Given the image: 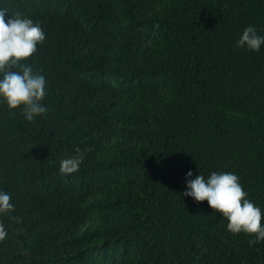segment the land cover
<instances>
[{
  "label": "trees",
  "instance_id": "trees-1",
  "mask_svg": "<svg viewBox=\"0 0 264 264\" xmlns=\"http://www.w3.org/2000/svg\"><path fill=\"white\" fill-rule=\"evenodd\" d=\"M38 23L33 121L0 102V264H264V240L183 196L230 172L264 213V0H0ZM85 159L61 175L62 159ZM90 149V151H85ZM13 217L16 220H13ZM264 225V220H262Z\"/></svg>",
  "mask_w": 264,
  "mask_h": 264
},
{
  "label": "clouds",
  "instance_id": "clouds-1",
  "mask_svg": "<svg viewBox=\"0 0 264 264\" xmlns=\"http://www.w3.org/2000/svg\"><path fill=\"white\" fill-rule=\"evenodd\" d=\"M6 14L7 9H0V102L9 110L21 109L25 120L31 122L46 111L41 105L46 81L43 75L33 72L23 62L36 53L37 45L45 40V33L38 23L19 13L12 14L7 20ZM262 44L264 37L258 36L251 26L245 28L236 41L237 47L246 46L252 51H258ZM84 159V153L77 148L75 156L60 161V174L77 172ZM192 175L189 171L185 177L187 190L183 196L191 197L197 203L207 201L210 209L227 220V231L233 235L244 233L254 236L255 239L250 240V244L264 240V213L246 198L247 193L237 175L213 172L207 179L200 174L191 179ZM10 201V194L0 192V215H8L14 211V205ZM13 220L16 218L13 217ZM7 235L3 222H0V242Z\"/></svg>",
  "mask_w": 264,
  "mask_h": 264
}]
</instances>
